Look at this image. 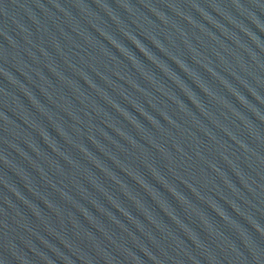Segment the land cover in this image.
I'll return each instance as SVG.
<instances>
[{"label": "water", "instance_id": "obj_1", "mask_svg": "<svg viewBox=\"0 0 264 264\" xmlns=\"http://www.w3.org/2000/svg\"><path fill=\"white\" fill-rule=\"evenodd\" d=\"M0 264H264V0H0Z\"/></svg>", "mask_w": 264, "mask_h": 264}]
</instances>
